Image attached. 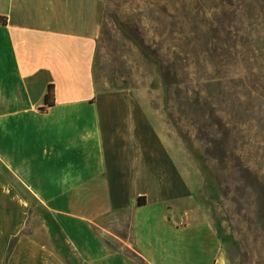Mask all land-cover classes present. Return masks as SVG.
<instances>
[{
  "label": "crops",
  "instance_id": "crops-1",
  "mask_svg": "<svg viewBox=\"0 0 264 264\" xmlns=\"http://www.w3.org/2000/svg\"><path fill=\"white\" fill-rule=\"evenodd\" d=\"M99 18L97 0H0V264H157L193 223L218 248L149 110L98 89Z\"/></svg>",
  "mask_w": 264,
  "mask_h": 264
},
{
  "label": "rangeland",
  "instance_id": "rangeland-1",
  "mask_svg": "<svg viewBox=\"0 0 264 264\" xmlns=\"http://www.w3.org/2000/svg\"><path fill=\"white\" fill-rule=\"evenodd\" d=\"M97 6L98 89L134 92L149 110L191 182V221L219 242L193 223L157 264H264V0Z\"/></svg>",
  "mask_w": 264,
  "mask_h": 264
},
{
  "label": "trees",
  "instance_id": "trees-1",
  "mask_svg": "<svg viewBox=\"0 0 264 264\" xmlns=\"http://www.w3.org/2000/svg\"><path fill=\"white\" fill-rule=\"evenodd\" d=\"M1 21V20H0ZM53 86H48L47 87V92L44 95V99H43V108L39 109L41 112H43L45 110V108L47 107H51L53 105ZM145 203V199L144 198H138L137 199V205L138 206H142Z\"/></svg>",
  "mask_w": 264,
  "mask_h": 264
},
{
  "label": "water",
  "instance_id": "water-1",
  "mask_svg": "<svg viewBox=\"0 0 264 264\" xmlns=\"http://www.w3.org/2000/svg\"><path fill=\"white\" fill-rule=\"evenodd\" d=\"M172 217H173V220L179 224L180 223V220H179V217L177 216V214L175 212L172 213Z\"/></svg>",
  "mask_w": 264,
  "mask_h": 264
}]
</instances>
